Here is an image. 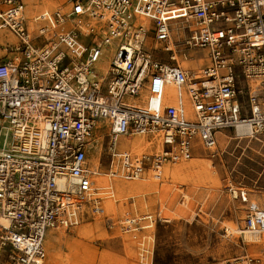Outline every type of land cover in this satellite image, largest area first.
Listing matches in <instances>:
<instances>
[{
	"label": "built area",
	"instance_id": "obj_1",
	"mask_svg": "<svg viewBox=\"0 0 264 264\" xmlns=\"http://www.w3.org/2000/svg\"><path fill=\"white\" fill-rule=\"evenodd\" d=\"M199 52L200 68L183 65ZM151 78L173 90L158 113L138 103ZM101 123L107 173L89 161ZM220 136L264 142V0H0V264H46L48 233L103 216L110 180L216 157ZM228 192L247 207L233 235L264 237V209L232 180Z\"/></svg>",
	"mask_w": 264,
	"mask_h": 264
},
{
	"label": "rangeland",
	"instance_id": "obj_2",
	"mask_svg": "<svg viewBox=\"0 0 264 264\" xmlns=\"http://www.w3.org/2000/svg\"><path fill=\"white\" fill-rule=\"evenodd\" d=\"M112 51L113 47L107 49L106 60ZM184 52L194 54L189 49ZM197 54V58L204 55ZM166 90L161 81L151 78L140 91L138 103L158 113L166 106L163 94L173 95L172 89ZM107 133L106 124L97 126L98 150L89 155L91 165L100 167L102 173L109 171L112 153ZM153 174L150 171L142 181H126L142 185L129 194L115 187V199L107 201L115 212L85 217L67 231H53L57 242L54 249L45 244L47 264H241L244 255L264 252V243H249L233 235L231 229L237 231L243 225L247 207L228 192L232 180L246 188L250 202L264 209V142L220 136L216 157L200 151L190 161L169 164L160 174ZM149 216L152 229H143L149 222L142 220L135 224L136 231H125V220Z\"/></svg>",
	"mask_w": 264,
	"mask_h": 264
},
{
	"label": "bare ground",
	"instance_id": "obj_3",
	"mask_svg": "<svg viewBox=\"0 0 264 264\" xmlns=\"http://www.w3.org/2000/svg\"><path fill=\"white\" fill-rule=\"evenodd\" d=\"M43 4H45V3H43ZM47 4H51V3H47ZM46 4V5H47ZM53 4H55V3H53ZM39 6H41V5H39ZM42 7V6H41ZM39 9H41V8H39ZM34 10H35V8H33V6H32V4L30 3V6L28 7V13L30 14V15H33V13H34ZM110 57H111V55H110ZM110 61H111V58L109 59V60H104V62L102 61L101 62V65H100V69L102 70V71H104L105 73L108 71V69H109V66H110ZM102 63H103V65H102ZM91 147H95V151H97L98 150V147H97V145L93 142L92 144H91ZM96 179H97V181H98V183H100V185L97 187V188H99V189H101V187H104V185H103V183H102V181L104 180L103 178H101L100 177V175L99 176H97L96 177ZM114 181H116L117 183H118V191L119 192H121V193H124L127 189H131V188H135V187H139V186H141L140 185V183H130V182H125L124 180H120V179H114V180H111V182H114ZM140 181V180H139ZM142 181V180H141ZM105 207H106V210L107 211H113V212H115V208H114V205L112 204V203H106V205H105ZM130 221V220H129ZM137 221V220H136ZM0 223L2 224V225H4L5 223H4V221H0ZM152 227V225H147V228L149 229V228H151ZM154 227V226H153ZM230 226H229V229L227 228V231L228 232H231L230 231ZM232 230V229H231ZM232 231H236V230H232ZM57 236H55V235H48L47 236V238H46V242H45V244L46 245H51L52 247L51 248H55L56 246H55V243L57 242ZM245 239L248 241V242H250V243H255V244H260V243H263V239L264 238H252L251 236H249V234H247V236L245 237ZM54 246V247H53ZM56 250V249H55Z\"/></svg>",
	"mask_w": 264,
	"mask_h": 264
},
{
	"label": "crops",
	"instance_id": "obj_4",
	"mask_svg": "<svg viewBox=\"0 0 264 264\" xmlns=\"http://www.w3.org/2000/svg\"><path fill=\"white\" fill-rule=\"evenodd\" d=\"M29 3H31L32 4V1H29ZM51 5H52V3H51ZM29 7V6H28ZM199 63V62H198ZM198 63H194L193 62V64L192 63H190V61H188V62H186L185 63V65L184 66H187V67H191V68H193V69H197L198 68V65L200 64H198ZM103 64V63H102ZM203 64V63H202ZM202 64H200V65H202ZM160 81V80H159ZM163 83V82H162ZM164 85V84H163ZM165 87H166V91H168V89H170L168 86H166V85H164ZM171 90V89H170ZM95 143V142H94ZM143 147V149H152L153 147H154V144L153 143H147V141L146 140H143V139H140V141H139V138H136V141H134L133 143H132V145H131V149L133 148V150H137V149H140V148H142ZM92 149L94 150L95 149V147L93 148L92 147ZM95 151V150H94ZM92 167L94 168V170H96V167H97V165L96 166H93L92 165ZM151 171V170H150ZM149 171V172H150ZM148 172V173H149ZM103 175L104 174H101L100 175V177L101 178H103ZM157 174H153V176H156ZM104 180L102 181V183H103V185L104 186H106L107 185V183L109 182V179H105V178H103ZM96 181H97V179H96ZM110 182H111V180H110ZM126 182V181H125ZM112 183V182H111ZM131 183V182H130ZM133 183V182H132ZM97 187L100 185V183H98V181H97ZM113 185H115V187H117V190H118V183L116 182V181H114L113 182ZM142 186V185H141ZM141 186H139V187H135V188H140ZM135 188H131V189H127L124 193H121V192H119V193H121V194H129V193H131V191H133ZM108 200H105L104 202H103V207H104V209H105V213L107 212V210H106V207H105V203L107 202ZM138 219H140V220H143V219H145V218H138ZM128 220H130V219H128ZM138 221V220H137ZM150 224H148V225H152L151 224V222H149ZM153 226H154V224L152 225V227H151V229L153 228ZM143 229H148L147 228V224H145V225H143ZM232 230H236V229H233L232 228ZM53 235V231H51V232H49L48 233V235ZM47 235V236H48ZM261 238H264V237H261ZM246 240V239H245ZM264 240V239H263ZM247 241V240H246ZM248 242V241H247ZM250 243V242H249ZM253 243V242H252ZM263 243H264V241H263ZM263 243H261V244H263ZM253 244H255V243H253ZM48 258V257H47ZM46 264H47V261H46Z\"/></svg>",
	"mask_w": 264,
	"mask_h": 264
}]
</instances>
